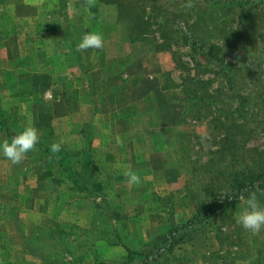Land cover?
<instances>
[{
  "label": "rangeland",
  "instance_id": "obj_1",
  "mask_svg": "<svg viewBox=\"0 0 264 264\" xmlns=\"http://www.w3.org/2000/svg\"><path fill=\"white\" fill-rule=\"evenodd\" d=\"M222 2L131 0L121 16L97 0H0V139L28 124L40 137L19 163L0 153V264H141L156 235L264 172V13ZM88 31L102 48L78 47ZM244 206L150 264H264V230L236 222Z\"/></svg>",
  "mask_w": 264,
  "mask_h": 264
},
{
  "label": "trees",
  "instance_id": "obj_2",
  "mask_svg": "<svg viewBox=\"0 0 264 264\" xmlns=\"http://www.w3.org/2000/svg\"><path fill=\"white\" fill-rule=\"evenodd\" d=\"M97 1L102 4L115 6L121 16L125 14L127 11H132L131 9L133 8L130 4L131 0H97ZM151 1L154 2L156 0H151ZM222 3L225 5L242 7L246 12L257 10L258 12L262 11V13H264V0H223ZM60 4L62 5V7L64 6V3L60 2ZM130 6L131 9H129ZM144 16L145 15L143 14L141 16V19L137 20L138 23L136 27L137 34H135L134 38L143 39L147 35L148 26H150V22H149V18ZM154 33H156V30ZM159 38L163 40V42L166 41L165 36L162 34L159 35ZM158 45H162V43ZM187 46L191 49V51L194 54L201 53L206 58L210 56L212 51L219 50L218 46L216 45L208 46V48H200L197 47V45L192 42L187 43ZM198 49H204V50L198 51ZM220 62L223 63V61ZM208 63L216 65L215 63H213V59H208ZM228 80H230V78ZM187 99L188 101H191L192 103H196V104H198V101L200 103H205L211 99L215 100V98L212 95L205 93L201 95L193 92L189 94ZM4 130L6 132V135L9 136V129L5 128ZM57 159L58 162H60L59 167L61 171L68 176L72 185L78 191H84V190L90 191L88 187L85 185V183L82 182L80 178L77 176V173L72 169V166L68 165V163L65 161L64 158L58 155ZM84 167H86V165H84ZM234 182H235L234 188L226 192L221 200H217L206 206H203L185 224L170 228L166 232L156 235L152 239V241L147 245L150 247L149 248L150 253L146 257H144V261H142L141 264H150L151 260L156 256L160 255L163 251L171 250L172 243L175 242L177 239L183 236H187L191 232H193L195 230L196 224L198 225L203 224L207 221L208 218H210L213 215H216L219 211L231 207L233 204L237 203L242 196H247L249 191L258 190V196H260L261 190H264V172H260L256 175H249L244 180L236 181V179H234Z\"/></svg>",
  "mask_w": 264,
  "mask_h": 264
},
{
  "label": "clouds",
  "instance_id": "obj_3",
  "mask_svg": "<svg viewBox=\"0 0 264 264\" xmlns=\"http://www.w3.org/2000/svg\"><path fill=\"white\" fill-rule=\"evenodd\" d=\"M104 46V36L100 32L88 31L83 33L78 47L96 48ZM38 129L34 124L26 125L22 130L13 135L10 139H0V153L12 163H19L29 151H34L39 143ZM61 143L53 142L50 145L52 153L61 150ZM129 184H136L140 181L139 174L128 169L125 173ZM245 206L237 214L236 222L245 230L253 234L264 230V201L258 197V190L249 191L247 196H242Z\"/></svg>",
  "mask_w": 264,
  "mask_h": 264
}]
</instances>
